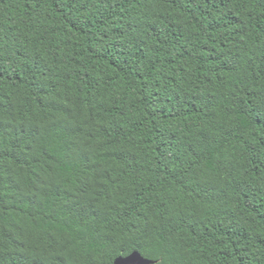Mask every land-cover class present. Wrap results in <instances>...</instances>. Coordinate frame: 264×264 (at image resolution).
Returning a JSON list of instances; mask_svg holds the SVG:
<instances>
[{"label": "trees", "instance_id": "obj_1", "mask_svg": "<svg viewBox=\"0 0 264 264\" xmlns=\"http://www.w3.org/2000/svg\"><path fill=\"white\" fill-rule=\"evenodd\" d=\"M264 264V0H0V264Z\"/></svg>", "mask_w": 264, "mask_h": 264}, {"label": "water", "instance_id": "obj_2", "mask_svg": "<svg viewBox=\"0 0 264 264\" xmlns=\"http://www.w3.org/2000/svg\"><path fill=\"white\" fill-rule=\"evenodd\" d=\"M155 260L145 257L141 252L135 250L126 256L119 255L114 264H152Z\"/></svg>", "mask_w": 264, "mask_h": 264}]
</instances>
